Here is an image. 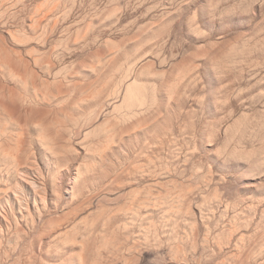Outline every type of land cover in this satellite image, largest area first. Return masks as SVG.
I'll use <instances>...</instances> for the list:
<instances>
[{
    "label": "rangeland",
    "instance_id": "obj_1",
    "mask_svg": "<svg viewBox=\"0 0 264 264\" xmlns=\"http://www.w3.org/2000/svg\"><path fill=\"white\" fill-rule=\"evenodd\" d=\"M0 264H264V0H0Z\"/></svg>",
    "mask_w": 264,
    "mask_h": 264
},
{
    "label": "bare ground",
    "instance_id": "obj_2",
    "mask_svg": "<svg viewBox=\"0 0 264 264\" xmlns=\"http://www.w3.org/2000/svg\"><path fill=\"white\" fill-rule=\"evenodd\" d=\"M132 89V88H131ZM147 94V93H146ZM138 99V98H137ZM136 127V126H135ZM132 128V127H131ZM134 128V127H133ZM128 132H129V130H128Z\"/></svg>",
    "mask_w": 264,
    "mask_h": 264
}]
</instances>
